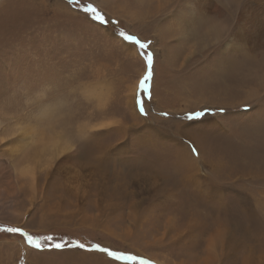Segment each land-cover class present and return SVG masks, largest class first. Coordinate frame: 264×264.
Instances as JSON below:
<instances>
[{"label":"rangeland","instance_id":"1","mask_svg":"<svg viewBox=\"0 0 264 264\" xmlns=\"http://www.w3.org/2000/svg\"><path fill=\"white\" fill-rule=\"evenodd\" d=\"M188 5L0 0V264H138L93 245L150 264H264V48L224 49L248 5L264 28V0ZM120 31L150 42V99ZM7 228L52 239L37 249Z\"/></svg>","mask_w":264,"mask_h":264},{"label":"snow or ice","instance_id":"2","mask_svg":"<svg viewBox=\"0 0 264 264\" xmlns=\"http://www.w3.org/2000/svg\"><path fill=\"white\" fill-rule=\"evenodd\" d=\"M68 2L77 3L78 0H68ZM80 10L84 14L89 16L92 20L98 21L102 25L112 22L109 19H106L105 15L102 14L101 11H99L97 7H95L92 3H83ZM118 35L123 41H126L131 45L138 46V49L141 50L139 54L141 55L142 59L145 62V71L139 81L138 91L144 94H147L148 98L150 99L151 96L149 93V81L153 79V73H154V54L151 51H148L150 42L149 43L141 42V40L138 39L137 36L129 34L125 31H120ZM135 103L138 106L141 115H147L145 108H144V101L141 95L138 94L136 96ZM220 111H223V109H220ZM164 115H167V113H164ZM194 115L196 117H199L203 115V112L202 111L196 112ZM187 118L192 119L193 117L189 116ZM193 152L194 154L199 155V153L196 152L195 149H193ZM5 231L10 232V233H20L21 236L26 238V241L30 246H32L33 248H37V249L41 248L42 246L40 243L41 239L45 241L52 239V237H43V238L33 237L32 235H29L28 233L23 232L22 229L20 228H7L5 229ZM52 247H54L55 249H63L65 245L61 243H56L52 245ZM75 247L80 248V249H85L84 244H77L75 245ZM93 249L106 253L107 256L110 257L114 261H125V262H137L138 261V264H150L149 261L140 259L138 256L131 254L129 252H126V251H112V250H109L108 248H101L98 245H93ZM85 250H88V249H85Z\"/></svg>","mask_w":264,"mask_h":264},{"label":"bare ground","instance_id":"3","mask_svg":"<svg viewBox=\"0 0 264 264\" xmlns=\"http://www.w3.org/2000/svg\"><path fill=\"white\" fill-rule=\"evenodd\" d=\"M256 1L260 2V0H256ZM188 2H189L188 9L190 10L191 13H193V14H194V12H197V13L208 12L209 13L208 8L210 6H205V7L201 6L202 0H188ZM240 13L239 14L241 15V17H240V20H238L237 29L235 32H233V34H232L233 37H231L225 43L224 49H226V47H228V46L233 47V44H239L242 42H245V45L247 44V47H246L247 49L249 47L248 45H250L252 49H256L259 47L264 48V28H263V26L258 27L257 24L254 25L257 22V20L260 18L262 12L260 10L254 11V9L250 5H248ZM262 20L264 21V17L262 18ZM246 25H247L248 31H245L243 33L240 32V30ZM251 28H253V29H251ZM186 29L187 28H184V29L180 28L181 33ZM180 30H179V33H180ZM206 30H208L207 32L214 31L215 33L216 32L219 33V31H220L217 23L216 24L211 23ZM243 34L246 36H243ZM243 47L245 48V46H243ZM249 49H250V47H249Z\"/></svg>","mask_w":264,"mask_h":264},{"label":"crops","instance_id":"4","mask_svg":"<svg viewBox=\"0 0 264 264\" xmlns=\"http://www.w3.org/2000/svg\"><path fill=\"white\" fill-rule=\"evenodd\" d=\"M39 129V128H38ZM41 129L42 130H39V131H42V132H45V134H40V135H42V136H48V132H46V129L45 128H43V127H41ZM30 133H31V131H30ZM32 135H34V134H32ZM52 137V136H51ZM55 138V137H54ZM31 161H33V164H37V165H39V159H38V155L35 153V156H33L32 157V160ZM30 163V166H27V168H31V169H33V166H32V164H31V162H29Z\"/></svg>","mask_w":264,"mask_h":264},{"label":"trees","instance_id":"5","mask_svg":"<svg viewBox=\"0 0 264 264\" xmlns=\"http://www.w3.org/2000/svg\"><path fill=\"white\" fill-rule=\"evenodd\" d=\"M67 242L65 239L62 241V243Z\"/></svg>","mask_w":264,"mask_h":264}]
</instances>
